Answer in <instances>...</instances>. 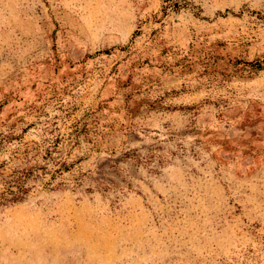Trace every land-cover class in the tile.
Instances as JSON below:
<instances>
[{
	"label": "rangeland",
	"instance_id": "374dc122",
	"mask_svg": "<svg viewBox=\"0 0 264 264\" xmlns=\"http://www.w3.org/2000/svg\"><path fill=\"white\" fill-rule=\"evenodd\" d=\"M0 264H264V0H0Z\"/></svg>",
	"mask_w": 264,
	"mask_h": 264
}]
</instances>
